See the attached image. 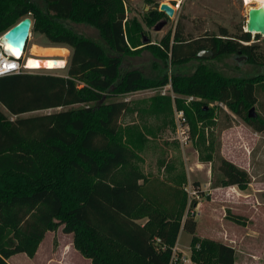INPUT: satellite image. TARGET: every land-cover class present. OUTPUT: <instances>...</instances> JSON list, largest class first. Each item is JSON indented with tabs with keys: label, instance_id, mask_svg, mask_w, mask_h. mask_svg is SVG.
<instances>
[{
	"label": "trees",
	"instance_id": "1",
	"mask_svg": "<svg viewBox=\"0 0 264 264\" xmlns=\"http://www.w3.org/2000/svg\"><path fill=\"white\" fill-rule=\"evenodd\" d=\"M127 13L126 0H0V36L29 16L32 33L71 49L65 77H0V105L14 117L5 120L0 113V264L16 254L31 258L45 234L59 228L72 235L74 249L91 264H170L181 230L191 235L193 263L234 264L233 248L195 235L197 199L206 197L199 185L193 184L196 197L189 198L182 187L146 180L119 140L128 104L105 100L169 82L154 84L137 70L120 74V57L137 54L149 43H141L142 25ZM163 15L150 12L147 25ZM59 21L96 29L116 56L108 57L101 45ZM249 40V33L232 37L224 29L219 36L187 40L177 29L173 43L164 40L162 45L175 68L201 60L197 54L202 50L213 58L236 54L246 56L248 64L264 65V45L261 50L244 45ZM258 78L229 80L198 66L191 75H172L170 85L177 95L223 103L254 132L264 133L263 117L248 118L259 100ZM192 105L202 118L210 113L203 103ZM209 161L214 162L211 188L244 190L249 184L247 172L219 150Z\"/></svg>",
	"mask_w": 264,
	"mask_h": 264
},
{
	"label": "rangeland",
	"instance_id": "2",
	"mask_svg": "<svg viewBox=\"0 0 264 264\" xmlns=\"http://www.w3.org/2000/svg\"><path fill=\"white\" fill-rule=\"evenodd\" d=\"M36 3L43 8L40 2ZM161 4L171 6L175 10V15L172 18L163 15L151 25H147L149 13L155 10L159 12ZM126 8L128 18H135L142 25L141 43L144 39L149 43L147 41L146 46H141L143 48L137 54L120 57V74L137 70L147 81L154 84H160L165 79L169 82L165 86L118 95L105 102H127L128 108L120 120L119 140L132 153V165L143 178L182 187L189 198L196 197L193 184L197 183L200 186L203 195L208 198L197 199L194 219L197 217L201 232L209 234L207 231L210 228L209 189L214 165V162L209 161V157L213 156L214 150H219L221 154L223 148L229 158L243 163L247 149L250 148L251 160L253 158L264 172V161L263 168L261 167V158L264 160V133L256 137L255 132L246 125L244 120L234 116L231 110L219 101L173 93L172 87L169 86L170 79L174 74L191 75L198 66H205L208 70L229 80L249 81L260 77L257 79V84L261 86L259 100L254 108L256 114L264 118V71L248 63L240 62L241 58L236 54L192 60L175 68L163 54L162 41L168 40L171 45L177 29L187 40L202 36H219L220 29L226 30L229 36L238 37L246 30L248 10L260 7L254 2L245 6L243 0H126ZM58 23L77 35L101 45L108 57L116 56L100 39L96 29L70 21ZM160 24L163 26L157 29ZM250 40L259 44L264 43V37L260 35L250 34ZM25 52L27 55H34L29 68L41 70L32 74L66 76L71 57L70 48L51 45L44 34L31 32ZM45 60L57 62L53 64L52 69L42 70ZM64 63L65 66H62ZM61 66L62 69H60ZM194 102L203 103V106L205 104L210 113L202 118L192 105ZM60 110L26 114L22 117ZM178 111L183 112L186 121L182 125V130L186 131L188 142L183 146L178 138L179 122L176 117ZM0 113L5 120L14 119L1 105ZM229 126L231 127L227 129L226 127ZM224 128L226 129L223 131ZM223 133H225L224 137ZM222 198L223 196L219 194L216 202L223 204ZM60 229L50 236L48 241L46 239L42 244L40 243L41 245H38L30 259L25 255L20 257V260L14 259L12 264H88L86 261H78L69 254L58 259L55 252L58 238H60ZM61 240L67 242L69 238L63 236ZM179 245L184 253L188 252L187 234H183ZM178 262L184 264L180 258Z\"/></svg>",
	"mask_w": 264,
	"mask_h": 264
},
{
	"label": "crops",
	"instance_id": "3",
	"mask_svg": "<svg viewBox=\"0 0 264 264\" xmlns=\"http://www.w3.org/2000/svg\"><path fill=\"white\" fill-rule=\"evenodd\" d=\"M256 137L262 133H256ZM225 136V133L222 135ZM221 155L235 166L247 172L250 182L244 190L238 189L236 186L210 188V228L207 230L209 234L202 233L199 224L196 221L195 235L201 239H210L230 246L234 249V264H264V172L258 164L251 160L250 148L247 149V154L242 161L238 163L229 158L222 148ZM258 161V157L256 156ZM263 159L261 158V167L263 168ZM207 187V184H206ZM199 189L201 192L200 186ZM207 189V188H206ZM222 195V203L218 204L217 196ZM206 198V197H205ZM146 220H141L138 223L144 224ZM59 230L48 232L45 234L44 240L48 241L50 236L56 234ZM57 241L56 256L58 259L72 255L78 261H86L91 264L89 260L85 259L73 247L72 235L62 233ZM183 234H187L183 230L179 232L175 250L179 253L178 258L183 260L184 264H195L190 260V240L191 235L187 234L188 252L184 253L180 249L179 241ZM204 234V235H203ZM65 236L69 241L63 242L61 238ZM68 240V239H67ZM40 244V245H41ZM39 245V246H40ZM38 254V253H37ZM25 254H16L7 260L8 264H12L14 259H19ZM28 258V257H27ZM30 259V258H29Z\"/></svg>",
	"mask_w": 264,
	"mask_h": 264
},
{
	"label": "water",
	"instance_id": "4",
	"mask_svg": "<svg viewBox=\"0 0 264 264\" xmlns=\"http://www.w3.org/2000/svg\"><path fill=\"white\" fill-rule=\"evenodd\" d=\"M159 12L166 15L168 18H172L175 15V10L167 4H161ZM32 25V19L27 16L22 18L16 25L10 28L0 38L3 48L11 53L12 49L21 48V51L27 45V39L30 33ZM163 24H160L157 29H160ZM245 33L260 35L264 37V11L260 8H250L247 13V22ZM148 40L144 39L143 42L147 43ZM22 53V52H21ZM213 53L210 51L202 50L197 54L199 59H210ZM256 114L254 108L249 110L248 118H255Z\"/></svg>",
	"mask_w": 264,
	"mask_h": 264
},
{
	"label": "built area",
	"instance_id": "5",
	"mask_svg": "<svg viewBox=\"0 0 264 264\" xmlns=\"http://www.w3.org/2000/svg\"><path fill=\"white\" fill-rule=\"evenodd\" d=\"M171 7V6H170ZM172 8V7H171ZM31 33V31H30ZM30 33L27 39V42L30 38ZM1 38V37H0ZM27 47V45H26ZM26 47L24 49V53L21 54L19 57L14 56L12 53L6 51L3 48L2 43H0V77L3 76H9V75H20V74H32L39 70H31L27 66V60L29 57H33V55H27L26 54ZM44 70V69H42ZM169 86H171L169 84ZM192 99V98H189ZM177 120L179 122V129H178V138L180 140L181 145H185L188 142V135L186 134V131L182 130V125L186 123L183 112L178 111L176 113ZM181 259V258H180ZM183 262V260H181ZM170 264H179L178 257L176 256V250L173 249L172 258L170 261Z\"/></svg>",
	"mask_w": 264,
	"mask_h": 264
},
{
	"label": "bare ground",
	"instance_id": "6",
	"mask_svg": "<svg viewBox=\"0 0 264 264\" xmlns=\"http://www.w3.org/2000/svg\"><path fill=\"white\" fill-rule=\"evenodd\" d=\"M244 1V3H245V6H249L251 3H256L259 7H260V9L262 10V11H264V0H243ZM25 49V48H24ZM24 49L21 51V48L19 47V48H16V49H12L11 50V53L14 55V56H16V57H19L21 54H23L24 53ZM22 52V53H21ZM34 56V55H33ZM30 58V57H29ZM28 58V59H29ZM26 62H28V60L26 61ZM38 62V61H37ZM57 61L56 60H45L44 62H43V64H44V66H43V68L44 69H52V67H53V64H55ZM41 63V62H40ZM28 66V65H27ZM29 68V67H28ZM29 69H31V68H29ZM32 70V69H31ZM33 70H36V69H33Z\"/></svg>",
	"mask_w": 264,
	"mask_h": 264
},
{
	"label": "flooded vegetation",
	"instance_id": "7",
	"mask_svg": "<svg viewBox=\"0 0 264 264\" xmlns=\"http://www.w3.org/2000/svg\"><path fill=\"white\" fill-rule=\"evenodd\" d=\"M259 36V35H258ZM258 41V40H257ZM244 45H246V46H258V47H261V46H263L264 45V43H262V44H259L258 42H252L251 40H249L248 42H246V43H244ZM207 51V50H206ZM211 52V51H210ZM214 57V54H213V56L211 57V58H213ZM210 58V59H211ZM240 58H241V61L240 62H244V63H247V57L246 56H240ZM251 65V64H250ZM251 66H253V67H256V68H260V69H262L263 71H264V65H262V64H258V65H251ZM252 108H254V107H252ZM254 112H255V108H254ZM248 114H249V111H248ZM255 114H256V112H255ZM257 115V114H256Z\"/></svg>",
	"mask_w": 264,
	"mask_h": 264
}]
</instances>
